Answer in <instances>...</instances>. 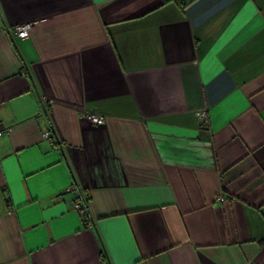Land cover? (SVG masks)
Wrapping results in <instances>:
<instances>
[{
	"label": "crops",
	"instance_id": "obj_1",
	"mask_svg": "<svg viewBox=\"0 0 264 264\" xmlns=\"http://www.w3.org/2000/svg\"><path fill=\"white\" fill-rule=\"evenodd\" d=\"M0 125V264H264V0H0Z\"/></svg>",
	"mask_w": 264,
	"mask_h": 264
},
{
	"label": "built area",
	"instance_id": "obj_2",
	"mask_svg": "<svg viewBox=\"0 0 264 264\" xmlns=\"http://www.w3.org/2000/svg\"><path fill=\"white\" fill-rule=\"evenodd\" d=\"M30 26H31V24L29 22L18 23L16 25L9 27L8 31L13 36L24 38V37L28 36ZM80 117L87 119V121L89 123L94 124V125H102L104 123V115L101 113L81 110L80 111ZM200 118H201V122L203 124L207 125V115L205 112L201 113ZM10 130H11V126L0 125V135H2L5 132H9ZM43 135H44V137H46L49 140V142L52 145L55 144L54 139L52 138V136L49 132H45ZM64 191H66V192L74 191L75 192V197L73 199V208L75 210H77L80 214H82V216H84L86 221L88 223H90V220H89L90 219V213L88 211L87 202L85 200V197L83 196V194L79 190V188L74 184H70L65 188ZM220 199H221V197H220Z\"/></svg>",
	"mask_w": 264,
	"mask_h": 264
},
{
	"label": "trees",
	"instance_id": "obj_3",
	"mask_svg": "<svg viewBox=\"0 0 264 264\" xmlns=\"http://www.w3.org/2000/svg\"><path fill=\"white\" fill-rule=\"evenodd\" d=\"M85 200H86V198H85ZM87 202V201H86ZM81 215V217H82V219L84 220V221H86V219L84 218V216H82V214H80ZM87 222V221H86Z\"/></svg>",
	"mask_w": 264,
	"mask_h": 264
}]
</instances>
